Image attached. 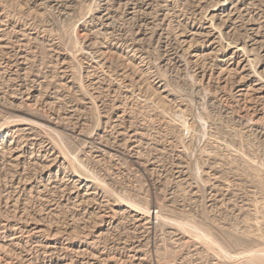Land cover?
Masks as SVG:
<instances>
[{
  "label": "rangeland",
  "instance_id": "rangeland-1",
  "mask_svg": "<svg viewBox=\"0 0 264 264\" xmlns=\"http://www.w3.org/2000/svg\"><path fill=\"white\" fill-rule=\"evenodd\" d=\"M0 264H264V0H0Z\"/></svg>",
  "mask_w": 264,
  "mask_h": 264
},
{
  "label": "bare ground",
  "instance_id": "bare-ground-1",
  "mask_svg": "<svg viewBox=\"0 0 264 264\" xmlns=\"http://www.w3.org/2000/svg\"><path fill=\"white\" fill-rule=\"evenodd\" d=\"M101 148V147H100ZM121 150V149H120ZM156 206L155 205H153L152 207H151V213H152V215H154L155 213H156ZM152 215L150 216V220L152 219ZM155 218V217H154ZM153 227V226H152Z\"/></svg>",
  "mask_w": 264,
  "mask_h": 264
}]
</instances>
